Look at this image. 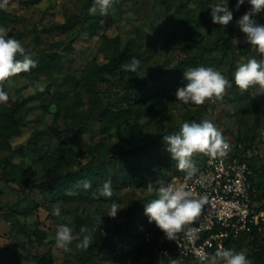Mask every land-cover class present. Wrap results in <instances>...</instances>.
Wrapping results in <instances>:
<instances>
[{"label": "rangeland", "instance_id": "rangeland-1", "mask_svg": "<svg viewBox=\"0 0 264 264\" xmlns=\"http://www.w3.org/2000/svg\"><path fill=\"white\" fill-rule=\"evenodd\" d=\"M92 4L93 0H8L6 9H0V13L3 12L0 27L19 40L37 64L42 59L50 60L54 53L60 57L47 71L33 68L4 85L9 98L20 103L18 114L23 131L12 142L15 154L11 162L18 165L19 182L8 186L0 178V264H14L15 243L26 264L35 263L30 255H41L49 250L53 255L52 264H60L62 249L55 243L58 226L65 224L74 232H79L82 226L91 227L95 223L93 209L102 216L96 235H107L104 245L113 246L111 250L105 248V263L170 264L160 259L157 252L154 257L151 254L152 239L159 228L155 222H149L144 208L155 199L148 191V184L173 175L177 170L176 161L171 159L163 138L159 137L157 143L150 146L144 143L146 137L158 136L170 128L179 132L184 122H212L229 142L228 154H238L247 160L252 157L253 168L264 182V95L256 96L257 88L241 92L234 84L238 65L257 55L251 46L241 54L238 48L233 50L221 44L218 49L204 54L212 58L213 67L233 83L223 100L196 106L183 104L175 95L177 88L187 84L177 71L185 58L197 57L204 45L214 43L218 37L235 44L241 42L242 33L236 21L250 10L248 0L239 10L237 0L232 5H228V0H114L107 16L97 12L98 27L90 34L89 25L80 14H89ZM217 4L227 5L233 12V21L226 27L212 22L211 7ZM257 16V22L264 25V11ZM68 19L64 28L57 27ZM103 36L118 37L120 47L129 41L137 44L144 55L137 70L138 78L160 109L154 117L143 110L139 116L129 115L112 124L107 132L96 117L87 116L91 108L116 95L119 96L115 99L116 108L135 109L136 105L133 97L113 84L117 76L105 74L107 81L94 86H87L79 79L80 72L92 58L102 63L110 56L111 52L97 53V43ZM197 66L200 65L189 67ZM39 85L45 87L43 92L38 90ZM133 124L140 126L141 134L132 131ZM67 126L70 138L77 135L68 144L70 164H64L63 172L74 169L78 162L88 161L91 151L98 155L104 150L108 155L121 154L130 163L128 171L135 176V182L118 189L112 200L84 198L70 203H62L45 185L38 187L50 178L45 174L42 155L55 148L56 130L62 131ZM7 155L0 149V161ZM205 157L195 154V166ZM113 164L118 167L116 160ZM25 180H28L27 185ZM113 201L121 207L115 218L107 215ZM12 206L17 212L8 213ZM55 207L60 208L59 216L53 214ZM23 211L28 214H22ZM11 222L20 229H29V233L14 236ZM125 224L127 228H118ZM34 227L42 233L41 238L32 233ZM231 248L247 249L252 264H264V224L257 232L234 241ZM179 264L199 263L179 261Z\"/></svg>", "mask_w": 264, "mask_h": 264}, {"label": "clouds", "instance_id": "clouds-1", "mask_svg": "<svg viewBox=\"0 0 264 264\" xmlns=\"http://www.w3.org/2000/svg\"><path fill=\"white\" fill-rule=\"evenodd\" d=\"M245 3V0H237L236 9ZM250 10L242 15L237 21V26L246 35V43L250 44L256 56L240 63L234 72V84L241 92H247L250 88H257V95H264V25H261L254 18L261 11H264V0H248ZM114 0H93L89 8L90 15L107 16L109 9L113 6ZM8 0H0V9H6ZM211 18L214 24L226 27L233 21V12L227 5L217 4L211 7ZM140 61L135 57L130 63L123 64L122 68L128 72H136ZM37 67L30 54L26 52L22 43L8 35V30L0 27V103L9 99L4 85L12 83V78L31 71ZM187 84L176 90V99L183 104L202 106L206 101L215 102L223 100L227 90L233 87L232 81L226 78L221 71L214 67H189L183 72ZM43 92L45 87L38 86ZM166 150L171 154V159L176 161L178 170L185 172L188 178L196 175L197 167L193 162L195 154H204L211 159L227 156L230 151V144L223 136L222 131L212 122H184L179 132L164 135ZM89 189L91 183L83 181L81 185ZM148 191L152 192V185L149 183ZM157 197L145 204L144 214L149 222H155L156 226L165 234L168 240H176L177 235L184 232L186 236H193L197 229L188 227L200 215L205 204L206 196H199L186 185H174L160 183L156 189ZM72 195L71 191L67 192ZM114 194L111 180L105 181L103 185L93 193L96 198L111 199ZM120 205L113 201L110 205L108 216L115 218ZM53 214L60 215V208L55 207ZM95 223L91 226H82L79 232L65 224L58 226L55 234V243L65 253H73L71 247L75 244L76 251H86L93 243L94 235L98 232L102 223L101 217L95 209L91 211ZM199 264H252L247 257V249L240 251L234 248L220 246L214 253L203 250L197 253ZM170 264H179V261L172 259Z\"/></svg>", "mask_w": 264, "mask_h": 264}, {"label": "trees", "instance_id": "trees-1", "mask_svg": "<svg viewBox=\"0 0 264 264\" xmlns=\"http://www.w3.org/2000/svg\"><path fill=\"white\" fill-rule=\"evenodd\" d=\"M233 2L234 0H228V5H232ZM247 6L250 9L251 6L249 3ZM0 14L3 15V12ZM80 17H82L83 20L88 23L90 34H94L98 27L99 17L96 15H90L86 12H82ZM254 18L258 20V16ZM68 23L69 19L65 23L57 25V27L64 28ZM241 33L242 39L240 43L235 44L226 38L218 37L214 43H209V46L204 45L202 51L197 57H187L180 63V65H178V76L183 78V72L185 68L189 66L200 65L205 67H213V59L206 58L204 54L210 53L213 49H218L221 44L226 45L233 50L238 48L241 54H245L246 50H248L251 45L245 42L247 39L246 35L242 31ZM105 52H111V54L104 62L98 63L94 57L86 64V66L80 72V81L87 86H94L98 82L107 81L105 74L117 76V78L112 81L113 84L117 88L124 89V93L126 95L133 97L136 108L131 109L128 106L116 108L114 106L115 99L117 100L119 98V96L116 95V97L108 100L106 103H99L98 106L91 108L90 113L87 116L94 118L96 117L102 125L103 131L107 132L112 124L121 122L122 119L129 115L139 116L141 110H143L145 114L149 115L150 117H154L159 114L160 109L157 102L148 95V92L144 87V83L138 78L137 71L128 72L122 68V65L130 63L133 57L138 59L140 63L143 60L144 55L139 51L137 44L133 41H129L123 47H120L118 37L110 38L103 36L97 43V53ZM59 58L60 57L58 53H54L50 60L42 59L41 63L37 64V67H35L34 70L37 69L47 71L52 65H56L58 63ZM21 74L25 75L26 73ZM19 110L20 103L12 101L10 98L7 102L0 103V149L8 153V155L0 161V178L8 186L11 184L17 185L19 182L18 165L11 162V158L15 154V149L12 145L13 139L20 136L23 131V124L18 114ZM130 128L135 134L142 133L138 124H133L130 126ZM68 129L69 126H67L62 131L56 130L55 148L50 151V153H45L42 155V163L45 174L50 178L49 180H45L44 184L39 185L38 187L42 188L43 185H45V189L53 193L54 196L62 203H70L76 200H82L84 198H93V200L96 201L112 200L115 198L118 189L135 182V176L128 171L130 163L127 162L124 157L121 156V154L116 156L108 155V151L104 150L100 151L98 155H96L94 151H91L92 155L88 161L85 163L78 162L74 169L63 172L62 167L64 164H70L71 149L68 144L77 135L74 134L70 138V136L67 134ZM174 133L175 129L170 128L168 131L162 132L158 136L146 137L144 146H150L153 143H157L159 137L163 138L164 135H170ZM234 155H237L241 159L247 161L249 166L252 168L255 175L254 184L256 189L259 191L257 199L263 200L264 182L262 181L259 173H256V170L253 168V164L251 163L253 158L250 157V159L247 160L244 156L238 154ZM113 160L118 162V167L113 164ZM182 173L183 172L178 169L174 172V174ZM171 175L163 177L159 182L152 185V194L155 199L158 198L155 190L159 187L161 182L164 183ZM108 180H111L112 187L114 189L112 198L106 199L103 197H94L93 193L97 192L103 183ZM83 181L90 182L91 187L89 189H84L81 186ZM24 183L27 185L28 180H25ZM72 190H75L76 194L68 195L67 192H72ZM14 212H17L16 207L12 206L8 213ZM8 213L5 214L6 218L9 220L7 215ZM22 214H28V211H23ZM263 224L264 220L261 221L260 225ZM10 227L14 236L19 233L28 234L30 231L29 229L25 230L18 228L14 222L10 223ZM121 227L127 228L128 226L125 224L119 226L118 228ZM257 231L258 229L255 227L250 233L243 234L234 241H237L244 236L251 235ZM32 233L38 238H41L42 236V233L37 227L32 229ZM157 233H155L151 243V254L153 257L156 253L155 238ZM107 238V235L98 237L95 234L93 243L86 251L78 252L75 250L73 245L71 246L74 249L73 253H65L62 250V261L60 264H113L105 263L103 261V253H105V248L108 247L110 250L113 249L111 243L104 245V242L107 240ZM12 257L14 264H26L24 263V256L20 251L17 250V243H15L12 248ZM29 257L31 260L35 261L34 264H52L53 262V255L50 250L41 255H30ZM97 259H99V262L96 263L95 261ZM163 261L165 263L171 262V260L167 258H164Z\"/></svg>", "mask_w": 264, "mask_h": 264}, {"label": "built area", "instance_id": "built-area-1", "mask_svg": "<svg viewBox=\"0 0 264 264\" xmlns=\"http://www.w3.org/2000/svg\"><path fill=\"white\" fill-rule=\"evenodd\" d=\"M197 169L191 178L183 172L171 175L164 182L186 185L199 196H206L208 202L201 215L188 226L197 229L193 236L181 232L176 240H168L158 230L155 248L160 259L199 262V251L214 253L220 246L230 248L241 235L255 227L261 228L264 202L257 199L255 175L247 161L234 154L216 159L206 156Z\"/></svg>", "mask_w": 264, "mask_h": 264}]
</instances>
